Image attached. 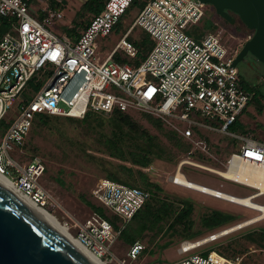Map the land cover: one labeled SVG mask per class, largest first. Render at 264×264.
<instances>
[{
  "label": "built area",
  "instance_id": "built-area-1",
  "mask_svg": "<svg viewBox=\"0 0 264 264\" xmlns=\"http://www.w3.org/2000/svg\"><path fill=\"white\" fill-rule=\"evenodd\" d=\"M131 2L106 0L103 9L71 38L50 29L62 18L61 10L47 3L34 5L33 0H0V174L36 205L44 207L50 198L39 184L44 160L33 155L20 163L10 154H22L38 114L83 118L88 112L141 111L190 139L202 152H207V146L201 137L208 131L220 133V138L237 139V151L225 157V170H241L251 176L264 170V141L230 129L240 121L251 99L240 64L233 65L235 52L208 29L194 34L197 40L185 32L205 26L210 5L200 0H147L130 18L111 51L102 59L95 56L100 39L123 15L132 16L133 10H128ZM136 28L147 37L150 48L143 61L133 66L122 59L134 58L137 53L128 39ZM115 55L118 60L113 59ZM192 152L177 167L189 165L208 171L210 166L190 158ZM214 174L253 188L246 196L257 193V188L247 183ZM168 180L177 185L174 172ZM91 194L97 204L121 219L120 228L113 230L106 218L92 212L77 225L75 238L106 264H132L144 249L140 241L129 245L123 257L116 256L111 247L123 224L142 207L150 192L101 177ZM189 242L183 241L178 253L199 247L189 248ZM172 264H240V258L201 251Z\"/></svg>",
  "mask_w": 264,
  "mask_h": 264
},
{
  "label": "rangeland",
  "instance_id": "rangeland-1",
  "mask_svg": "<svg viewBox=\"0 0 264 264\" xmlns=\"http://www.w3.org/2000/svg\"><path fill=\"white\" fill-rule=\"evenodd\" d=\"M55 1L60 3L62 7V9H59L62 11V18L53 22L50 25V29L57 34H63L64 28L70 25L75 11L80 9L81 4L85 0ZM46 3L49 5L48 0L35 1V4L39 6H43ZM211 7L206 9L205 18L209 20L213 19L214 22H218V20L221 22L214 9H212L213 7ZM137 9L138 6L133 10L129 21ZM80 21H82L81 18H78L77 23ZM221 24L223 28L215 24V28L211 32L218 34L230 51H234L236 47H240V44L248 40L253 33L241 21L236 25H227L223 22ZM127 26L128 24H124L122 28L113 29L107 36L102 37L97 46L95 56L102 59L109 53L119 41ZM77 27L79 31L82 28L79 24ZM206 29H208V25L205 24L200 29L198 27L187 28L185 32L196 38L194 34L201 35ZM140 34L141 31L139 28H136L128 39H131V37L140 38L142 36ZM116 55L113 59H115ZM243 67L245 70L243 83L250 86V78L248 77L249 68L245 65ZM261 70L263 71V67H261ZM262 92L264 93V80ZM128 113L150 133L156 135L158 141L171 150L173 157L170 160L153 159L147 167L132 165L129 162L124 163L132 166L134 170L144 172L149 180L158 184L161 187L160 196H165L174 201L186 198L193 202L194 209L191 214L193 220L192 228L193 230H200L199 235L196 237L197 240L205 239L206 237L210 238L222 229L239 222L251 220L258 215L257 211L249 207L215 198V196L213 197L212 195L182 185H175L168 180V176L175 171L179 161L188 156L190 150H193V152L189 156L195 162L224 170L225 157H228L231 151L236 152L238 149L239 141L237 139L220 138V133L208 131L206 135L201 137L205 139L207 146V152H202L200 149L195 148L190 139L183 138L178 134L182 142L189 146V150L186 151L182 147H176L171 141H168L161 131H158L146 120L144 117L145 113L136 110L129 111ZM107 119L108 115H104L101 126H98V124L86 126L79 123H70L64 117L54 116L51 117L48 124L34 121L25 139L22 154H19L17 151L10 154L12 157L17 158L20 163H24L34 154L40 156L45 161L46 171L40 177L39 184L46 189L50 198L43 208L60 223H64L74 237L78 230L77 225L81 224L92 211L82 201V197L97 203L91 194L96 181L104 177L105 166L121 163L120 160L109 157L103 150L100 141H98L97 131H108ZM240 122L254 138L264 141V95L262 98H258V102H251L240 116ZM162 127L164 130H171L163 122ZM235 132L240 133L236 129ZM226 139L228 141H225ZM181 170L190 181L236 196H246L254 192L253 188L225 180L214 173L196 167L183 165ZM253 200L264 205V195L254 197ZM211 209L229 212L235 218L230 223L214 230L204 229L200 221L201 217ZM259 228H264V217L259 222L253 221L247 226L220 235L214 240L209 239L189 253H178L180 244L186 240L181 236V227L176 228L174 231L170 230L167 224H164L161 231H146L139 238L145 250L132 264H172L190 254L201 252L212 244H215L220 249H224L227 244L233 245L234 249L238 251L236 255L242 257L243 264H264V245L253 244L247 238L248 233ZM127 249L128 245L119 237L111 247V251L118 257H123ZM226 252L232 254L231 250H226ZM111 263L113 262L111 261Z\"/></svg>",
  "mask_w": 264,
  "mask_h": 264
},
{
  "label": "trees",
  "instance_id": "trees-1",
  "mask_svg": "<svg viewBox=\"0 0 264 264\" xmlns=\"http://www.w3.org/2000/svg\"><path fill=\"white\" fill-rule=\"evenodd\" d=\"M48 1L51 8L58 10L62 9L60 3L55 0ZM146 1L147 0H132L128 10H134L137 6L140 8ZM105 2L106 0H85L81 4L80 9L75 11L70 25L64 28V34L71 38L78 36L87 26L90 19L103 9ZM129 17V13L123 15L113 29L122 28L124 24L129 22ZM78 18L82 20L79 23H77ZM78 24L82 26L80 31L77 27ZM205 24L208 25V30L210 31L215 28V25L207 18L204 19V25ZM141 34L142 36L140 38L131 37V39H129L137 48L135 57L129 60L122 59V61H126L133 66H138L143 61L150 48V44L147 37L142 32ZM118 59V56L115 57V60ZM244 87L251 94V99L247 106L253 101L258 102L257 94L253 92V89L245 83ZM104 115H108V131L98 130V141H100L103 150L109 157L121 161V163L105 166L104 177L127 185L140 187L150 192L149 197L142 207L134 213L128 222L123 224L118 237L129 246L139 241V238L144 232L152 230L161 231L163 225L167 224V227L174 231L176 228L181 227V236L186 240H197L196 237L199 235L200 230H193L192 228L193 220L191 214L194 209L193 202L186 198H180L174 201L165 196H160L161 187L158 184L149 180L144 172L134 170L132 166L124 163L129 162L132 165L147 167L153 159L170 160L173 157L171 150L162 145L158 141L156 135L150 133L145 127L133 119L128 112L119 110H114L109 114L88 112L83 118L38 114L35 116L33 123L34 121H38L42 124H48L51 117L54 116L64 117L66 121L70 123H79L86 126L98 124V126H101ZM144 117L153 127L161 131L163 136L168 141H171L174 146L182 147L186 151L189 150V146L182 142L181 137L175 131L164 130L161 120L146 113ZM0 125H2V123ZM230 129L233 131H235V129L239 130L241 134L247 133V130L241 125L239 120H237ZM82 201L92 210L91 213L95 212L103 218H106L111 223L113 230L116 231L120 228L121 219L118 216L114 215L103 206L84 197H82ZM234 218V215L229 212L211 209L201 217L200 221L204 229L214 230L230 223ZM247 238L253 244L259 246L264 245V228H259L248 233ZM144 250L145 247L142 252ZM226 250H231L232 254H228ZM209 251H216L228 258L239 257L240 264H243L242 257L236 255L238 251L235 250L231 244H227L224 249L217 248L215 244H212L207 249L203 250L202 253L207 254Z\"/></svg>",
  "mask_w": 264,
  "mask_h": 264
},
{
  "label": "water",
  "instance_id": "water-1",
  "mask_svg": "<svg viewBox=\"0 0 264 264\" xmlns=\"http://www.w3.org/2000/svg\"><path fill=\"white\" fill-rule=\"evenodd\" d=\"M229 23L252 30L233 60L247 53L264 67V0H200ZM0 264H94L28 204L0 183Z\"/></svg>",
  "mask_w": 264,
  "mask_h": 264
},
{
  "label": "bare ground",
  "instance_id": "bare-ground-1",
  "mask_svg": "<svg viewBox=\"0 0 264 264\" xmlns=\"http://www.w3.org/2000/svg\"><path fill=\"white\" fill-rule=\"evenodd\" d=\"M210 169H207L208 171L214 172V173H221L225 177L233 178L235 180L247 183L255 188H257V193L253 194L252 196H236L224 191H220L218 189L208 187L193 181H190L187 179L180 167H176L174 173L175 178L178 185H182L184 187L200 191L205 194H209L212 196H215L217 198L227 200L232 203H236L242 206L249 207L255 211L258 212V215L253 217V219L248 221H243L236 223L233 226L227 227L225 229H222L221 231L214 234L212 238H205L201 240H195L189 242V248L200 246L204 242H207L209 239L217 238L220 235L227 234L233 230H237L239 228H242L253 221L257 222L260 219L264 217V205L257 203L253 200L254 197L258 196L261 193H264V170L258 169L257 173L253 176L247 174L244 171L241 170H221L216 169L212 167H208ZM0 183L4 185L7 189H9L11 192H13L15 195L19 196L26 204H28L46 223H48L51 227H53L55 230H57L59 233H61L66 239H68L78 250H80L87 258H89L94 264H106L102 259H100L94 252H92L90 249L82 245L78 239H76L70 232L68 227L63 223H60L58 220H56L45 208L42 206L36 205L34 202H32L28 197L23 195L16 186L8 179L6 176L0 174Z\"/></svg>",
  "mask_w": 264,
  "mask_h": 264
},
{
  "label": "flooded vegetation",
  "instance_id": "flooded-vegetation-1",
  "mask_svg": "<svg viewBox=\"0 0 264 264\" xmlns=\"http://www.w3.org/2000/svg\"><path fill=\"white\" fill-rule=\"evenodd\" d=\"M217 15V14H216ZM231 15L234 17V22L233 23H229L226 20H224L223 18H221L220 16L217 15V17H219V19L221 20V22L227 24V25H236L237 23H239V19L238 17L231 13ZM221 22L218 20L215 21L216 25H219L221 28H223ZM234 33H236L234 31ZM233 37V36H232ZM244 44V43H243ZM243 44H240V47H236L234 49L235 54L237 55L239 53V51L241 50ZM240 66H241V70H242V75H245V70L243 65H245L246 67L249 68V74L248 77L250 78V87L253 89V92L256 93L258 98H262L264 93L262 92V86H263V77H264V67L263 65L256 60V58L254 56H252L251 54L247 53L246 55H244V57L242 58L241 61H239ZM261 67H263V71L261 70Z\"/></svg>",
  "mask_w": 264,
  "mask_h": 264
},
{
  "label": "crops",
  "instance_id": "crops-1",
  "mask_svg": "<svg viewBox=\"0 0 264 264\" xmlns=\"http://www.w3.org/2000/svg\"><path fill=\"white\" fill-rule=\"evenodd\" d=\"M35 1H36V2H41V1H43V0H33V4H34V5H37V4H35Z\"/></svg>",
  "mask_w": 264,
  "mask_h": 264
}]
</instances>
